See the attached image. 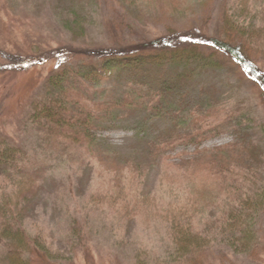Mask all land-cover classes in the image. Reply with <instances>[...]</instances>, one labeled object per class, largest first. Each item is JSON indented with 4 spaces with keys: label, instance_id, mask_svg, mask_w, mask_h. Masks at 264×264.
<instances>
[{
    "label": "rangeland",
    "instance_id": "obj_1",
    "mask_svg": "<svg viewBox=\"0 0 264 264\" xmlns=\"http://www.w3.org/2000/svg\"><path fill=\"white\" fill-rule=\"evenodd\" d=\"M193 1L186 14L168 16L158 4L141 2L133 9L137 26L114 37L116 24L99 0H0V138L27 154L37 183L26 205L27 227L57 264H187L179 260L170 222L180 209L209 237L208 264H264V206L255 219L256 247L239 251L224 232L244 199L240 187L245 198L264 196V89L242 66L195 75L188 100L172 109L158 107V94L133 79L91 87L93 101L86 104L103 123L93 124L94 142L85 147L32 117L60 70L102 63L168 36L172 27L216 35L228 0L219 2L210 27ZM85 6L88 32L78 35L67 23ZM43 59L49 62L27 69ZM261 61L264 78V49ZM243 140L259 150L236 149ZM164 142L171 151H161ZM9 175L0 171V200L11 190ZM77 224L83 243L74 234ZM5 256L0 243V262Z\"/></svg>",
    "mask_w": 264,
    "mask_h": 264
},
{
    "label": "trees",
    "instance_id": "obj_2",
    "mask_svg": "<svg viewBox=\"0 0 264 264\" xmlns=\"http://www.w3.org/2000/svg\"><path fill=\"white\" fill-rule=\"evenodd\" d=\"M99 1L116 24L113 36L115 31L126 32L137 26L139 20L134 18L133 9H141V2L158 4L163 16L169 13L186 14L194 5L193 0ZM220 1L199 0L204 9L206 27L214 22ZM233 2L234 8L231 7ZM258 5L256 0H228L227 11L216 35H209L203 28L195 26L189 34L172 27L168 36L136 44L131 49L125 48L122 54L106 56L102 63H84L60 70L50 79L48 97L44 103L35 105L32 117L44 122L52 132L85 147L87 143L94 142L93 124L103 123L102 116L97 117L93 106L86 104V100L93 101L90 88L112 79L120 82L133 79L140 89L151 87L158 94V107L169 106L170 109L179 101L188 100L191 93L188 84L195 75L219 70L233 62L242 66L252 78L259 79L264 89V78L258 67L264 49V7ZM87 13V6L75 10V21H69L67 28L75 34L86 35ZM112 13L116 14L115 17ZM40 62L47 63L49 59L31 63L27 69L36 67ZM238 144L235 148L245 146V154H255L259 150L253 141L246 143L243 140ZM160 148L169 152L173 146L164 142ZM26 155L25 151L0 138V171L10 174L8 183H11V190L0 200V243L6 248V256L0 264H57L48 244L34 238L27 227L26 205L34 195L37 183L30 174ZM240 175L239 181L242 180ZM242 190L240 187V197L244 199L238 202L239 208L230 214L224 232L230 235L239 251H248L258 243L255 219L263 209L264 196L245 198ZM149 204L147 202V206ZM195 208L196 205L190 207L191 210ZM170 222L179 260H185L187 264H208L211 241L196 231L194 215L180 209ZM74 234L82 243L85 241L86 235L80 225H76Z\"/></svg>",
    "mask_w": 264,
    "mask_h": 264
}]
</instances>
